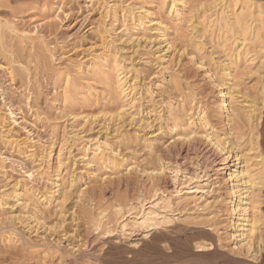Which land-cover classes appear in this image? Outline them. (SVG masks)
<instances>
[{
    "label": "rangeland",
    "instance_id": "rangeland-1",
    "mask_svg": "<svg viewBox=\"0 0 264 264\" xmlns=\"http://www.w3.org/2000/svg\"><path fill=\"white\" fill-rule=\"evenodd\" d=\"M200 3L188 0L178 4L182 13L178 18L172 13L171 0H0L3 26L11 22L18 30L32 32L38 25L40 33L21 42L1 27L0 37L5 39L0 38V170L5 176H0V186L9 190L22 183L29 188V197L42 202L39 217L43 219L34 225L51 245L27 250L28 246L17 243L18 238L0 231V264H171L168 256H183L187 249L200 255L209 253L197 248L206 241V232L221 238L218 252L233 257L238 251L232 252L236 241L230 236L228 208H214L215 200L225 199L231 185L223 181L226 174L220 171V155L203 138L207 132L216 136L229 129L225 114L217 108L220 92L227 91L214 85L208 71L228 58L223 47L217 46L222 42L220 33L204 21ZM196 4L200 8H194ZM126 7H144L150 20L163 21L167 42L153 36V27H148L147 31L138 30L139 43L123 44L124 25L133 26L125 19ZM192 26H197L196 30ZM201 33L205 47L201 55L192 57L189 38ZM227 44L232 45V40ZM103 53L108 54V63L123 60V71L130 73L128 85L138 76L135 93L142 105L140 116L149 123L144 132L135 124L139 116L136 122L129 114L112 122L102 118L103 108L123 102L108 89L106 75H101L92 61ZM159 55L166 56L167 64L155 57ZM200 57L207 60L204 68L198 62ZM247 66L243 60L237 67L241 84L236 90L242 100L259 103L260 87L253 68ZM107 76L118 77L115 71ZM178 88H186L197 105L191 114L201 134L191 144L175 142L176 133L165 127L158 131L156 113L162 110L165 114L169 100L179 101ZM239 99L237 105L242 106L239 102L244 100ZM198 107L204 109L201 116L212 129L197 119ZM76 113L88 115L90 122L74 119ZM154 135H158L155 143L143 139ZM97 146L101 147L99 153ZM112 150L123 158L124 166L115 168L107 163ZM232 162L230 167L238 163ZM161 167L164 174L151 177V169ZM72 177L76 182L70 189L72 196L62 208L58 200L62 187L57 185H68ZM50 192H55L52 199ZM13 205L10 199L8 206ZM13 208L18 215L24 212L19 205ZM216 209L221 212L212 213ZM16 228L26 240L40 239L36 233L29 236L19 224ZM198 263L203 264L191 262Z\"/></svg>",
    "mask_w": 264,
    "mask_h": 264
},
{
    "label": "bare ground",
    "instance_id": "bare-ground-1",
    "mask_svg": "<svg viewBox=\"0 0 264 264\" xmlns=\"http://www.w3.org/2000/svg\"><path fill=\"white\" fill-rule=\"evenodd\" d=\"M186 1L188 0H171V4H173L174 6L172 13L175 14L178 18L181 17L182 13H180V10L177 8V6L178 4H186ZM200 2H201L200 3L201 8L197 4L196 6H194V8L198 6L200 9H202L204 11L203 12L204 15H202L203 18L205 17L204 21L207 20L209 22L208 24H210L212 27H215L216 28L215 30H217L220 33L221 37L219 38V40H222V42H219L217 46L223 47L224 49L223 52L225 53L226 58H228L227 60L230 61L231 63L230 64L227 60L226 61L222 60L223 62L218 61L220 63L216 62V65L212 67L210 66L211 69H208V71H210L209 73L210 74L212 73L211 78H213L214 80V85L217 84V87H222V88L224 87L227 91L226 93L222 91L220 92L221 96L217 108L219 113L225 114L224 116L228 122L229 129L226 132H224L225 130H223V133L221 135H216V136H214L215 134L212 135L213 133L211 134L207 132L203 136V138L220 155L221 157L220 171L222 172V174L224 173L226 174L225 175L226 177L224 176L223 181L225 182V184L228 182L231 185L229 187V190L227 192V197L225 199H222L221 201L215 200L216 205L214 206V208L217 205H225L228 208L227 209V215L229 220L228 223H230L229 224L230 231H232L230 236L231 238L234 237V240L236 241V243H234L235 247L233 248L232 252H234L235 248L238 251L235 252V254H232L234 256L236 255L235 257L230 256L231 254L227 255L218 252L219 249L217 248L221 246L217 247V245H219L218 243H221V238L218 237L219 238L218 239L217 236H214L213 234L206 232L207 233L205 237L206 241H204L203 244L199 243V246H197V248H199L200 250H205V252H209V253H205V254L201 253L202 255H200V254H195V252L192 253L193 250L191 251L190 249H187L186 250L187 253L185 252L186 253L185 256H184L185 253H183V256L181 254L180 255L178 254L179 256L170 255L168 256L167 261L168 260L173 261L172 263L174 264H191L192 261L193 262L202 261L203 264H264V112L262 113V109H264V0H200ZM206 3H208L209 5H206ZM203 13L201 12V14ZM149 16H150L149 13L144 7H139L137 8V10L135 7L133 9L131 8L127 9L126 7L125 19L126 18L130 19L126 21L128 22L131 21L133 26L129 28L126 27V25H124L125 29L124 30L122 29L123 31L121 30L123 33L122 38L126 37L123 44L132 41L139 43L141 39L138 37L136 38L138 30L147 31L148 27H153L150 28V31L152 30L155 31V35L153 34V36L159 39H163V42L165 41V43L167 42L166 39L168 36L167 27H166L167 25L165 26L162 23L163 21L159 22L160 20L159 21L150 20ZM6 22L7 21H5V23ZM3 24L4 22L2 23L0 21V31ZM4 26L2 27V30H7L10 33L14 34L15 36H18L19 39H22L21 42L22 41L24 42L25 40H31L32 35L38 37L40 34L38 25L34 26L32 32H26L25 30H18L17 27L11 22L6 23ZM197 26L195 27L192 26L193 30L194 29L196 30ZM199 30H201V28ZM1 33L3 32L1 31ZM202 33L201 35L200 34L197 36L195 35L196 36L195 38H189L188 47L189 46L190 48L193 47L189 55L192 57H194L193 55H198L200 53L202 54V51L205 47L206 43L204 42L205 43L204 44L202 41H200L203 38ZM1 37L2 39L4 38L3 36ZM228 40H232V45L227 44ZM1 43H3V40ZM168 44H170V42ZM186 46L187 44L185 45V48ZM140 48L141 47H138L137 51H139ZM156 51L158 52L157 49ZM101 54L95 56L92 59V61L96 67H99L100 74L106 75L108 89L111 92L113 91L116 97L123 101L114 108H110V107L109 108L106 107V109L103 108L102 118L106 120V122H112L114 120L116 121V120H121L122 118L124 119V117L127 116V114H129V118H132L131 120H135L134 122H136V119H138L137 117L138 116L141 117L140 109L142 106L140 103L141 102L140 98H138L137 93H135L137 91V89H135V84H136L135 80L138 79V76L136 75L137 73L135 74L136 77H133L134 84L128 85L129 84L128 78H130L128 75L130 73L125 74V72L123 71V62H122L123 60L117 61L116 59L115 61H113L114 64L112 62L111 64L108 63L109 60L107 61L108 54L107 53H103V55ZM155 57L159 58L162 62L166 61L165 55H159ZM205 57H200V61H198L200 62V66L202 68H204L206 65L207 60L204 62ZM243 60L245 61L246 64L248 62V66H247L248 68L251 69L253 68L252 70L251 69L250 70L253 72V75L256 76L257 78V82H258L257 84H259L260 87L259 95H261V102L259 103L253 100L249 101L246 99L245 100L243 99L244 100L243 101L240 98L241 96H239L240 92L236 90V88L241 84L240 79L238 80L237 78L238 75L237 69H239L237 67H239V65L243 63ZM164 63L167 64L166 62ZM113 71L117 73L118 77L116 80H113L110 77L111 75L107 76V74L109 75L110 72ZM246 75L247 73L245 74V76ZM241 77L243 78V75ZM235 82H237V84ZM177 85L178 84L176 83L175 86L177 87ZM186 90H187L186 88L183 90L178 88V91H181L180 94L178 95L179 101L173 102V100H169L166 105L167 107L164 109L165 114L162 112V110L157 112L156 114L159 120L158 131L159 130L163 131L165 127L171 133L173 132L176 133L174 135V138L177 139L175 140V142L180 141L183 144L185 143L191 144L196 137H200L201 132L195 129V125H194L195 122L191 114V111L193 110V106H197V105L193 104L194 100L189 97V95L186 93ZM252 95L253 94H250V96ZM239 98L243 101V102H239L240 105L242 106H238L239 104L237 103V100ZM247 99L249 98L247 97ZM130 109L133 111L129 112ZM197 110H198L197 119H199V122L204 123L205 127L209 126V128L212 129V126H210V123L207 121L206 117L201 116V114L204 113V109H202V107H198ZM155 111L157 110L153 109V112ZM73 118L77 120H81L82 121L81 123H85V124L87 122H90L91 120V118L88 115L82 116L81 114L80 116V114L78 113H76L73 116ZM145 120L146 119L141 117V119H139V121L135 123L137 125L136 127H138V130L142 129L144 132L145 128H147L145 125H148L149 123L147 124ZM152 133L154 134V132ZM144 135L142 137H144ZM137 139L139 138L137 137ZM143 139H145L147 144L148 142L155 143V141L158 140V135H154L153 138L148 137ZM153 148L151 147V149ZM95 150H97L99 153L101 147L97 146ZM233 159L234 161L232 162ZM230 162H232L233 164L234 162H238V163L230 167L229 166ZM91 163L92 162H89L88 165H90ZM107 163L115 168L124 166L123 158H121V156H119L117 152L114 150H112L109 153ZM156 168L151 169L150 175L153 178L158 176L160 177V175L164 174L163 173L164 169L162 170L163 167H161V170H157ZM2 171L3 169L0 170V176L4 177L5 174ZM73 177L71 181H69L68 185H63V184L57 185L58 183L56 184L58 186L57 188L62 187L60 188L61 197L60 199H58L61 201L60 202L61 204L60 203L59 204L61 205L62 208H63L62 205L63 204L65 205V202L72 194V193L70 194V189H72L73 184L76 183ZM21 184L17 182L13 185L12 183L13 186L9 190H4L5 186L3 187L0 186L2 189V190L0 189L1 190L0 191V213H1L0 224L1 226L5 224V226H2L0 228L1 229L0 231L4 232L5 235H7L6 233H9L8 236L11 237L14 236L13 237L14 239L15 237L18 238L16 239L17 243L19 242V244H22L23 246L26 247L28 246L27 250H29V248L32 249L36 247H43V248L45 247L48 249L50 248L51 245L48 242H46L47 237L46 236L40 237L39 236L40 234H38V229H37L38 226L36 228V225H39L38 223H40L39 221H41L42 218L39 217L40 214L42 213L41 212L42 210L40 208L42 202L39 200L35 201L33 198L29 197V188ZM53 194H55V192L49 194L50 199L54 198ZM218 198H221V196L219 195ZM10 199L13 200L14 205H19L24 212L20 210L21 212H18L20 214L19 215L16 214L12 210L14 205L13 207L10 206L11 208L8 206ZM179 199L180 202L185 201V199L183 198H179ZM7 206L9 207L8 210L5 209V207L7 208ZM220 212L221 209H216V211L212 213L218 214ZM16 224L21 225L25 230H27V232L30 234L29 236H31L33 233H36V239L37 238L40 239L34 242L30 241L31 239L26 240L28 239V237L27 238H25L26 236L22 237L21 234L22 232L19 233L20 230L18 232L16 228ZM62 225L60 226L62 227ZM50 231H52V228ZM180 246L184 248V246L182 245ZM15 247L16 246L14 245V249ZM19 250L22 251L21 249ZM23 250H26V248ZM200 250L197 252H200ZM123 256L125 255L123 254ZM138 256L140 257L139 254ZM219 260L221 261L223 260L224 262L220 263Z\"/></svg>",
    "mask_w": 264,
    "mask_h": 264
}]
</instances>
